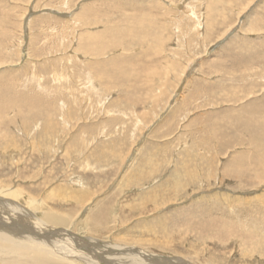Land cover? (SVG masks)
Wrapping results in <instances>:
<instances>
[{
  "label": "rangeland",
  "instance_id": "374dc122",
  "mask_svg": "<svg viewBox=\"0 0 264 264\" xmlns=\"http://www.w3.org/2000/svg\"><path fill=\"white\" fill-rule=\"evenodd\" d=\"M0 191L71 240L264 264V0H0Z\"/></svg>",
  "mask_w": 264,
  "mask_h": 264
},
{
  "label": "bare ground",
  "instance_id": "6f19581e",
  "mask_svg": "<svg viewBox=\"0 0 264 264\" xmlns=\"http://www.w3.org/2000/svg\"><path fill=\"white\" fill-rule=\"evenodd\" d=\"M16 194L0 191V244L8 247L13 256L20 254L32 263L43 264L39 255L42 252L52 255V251L53 255L70 264H177L171 259L162 261L146 252L132 251V248L123 249L109 242L104 244L86 234L71 240L66 233L43 227L42 222L32 219V213L24 211L22 205H15ZM53 224L59 227L56 220ZM0 252L6 251L1 249Z\"/></svg>",
  "mask_w": 264,
  "mask_h": 264
}]
</instances>
